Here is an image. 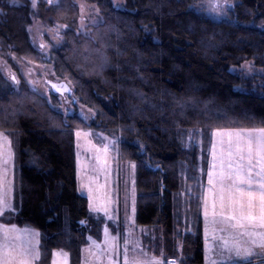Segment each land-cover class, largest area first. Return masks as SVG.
Returning a JSON list of instances; mask_svg holds the SVG:
<instances>
[{
    "label": "trees",
    "instance_id": "trees-1",
    "mask_svg": "<svg viewBox=\"0 0 264 264\" xmlns=\"http://www.w3.org/2000/svg\"><path fill=\"white\" fill-rule=\"evenodd\" d=\"M18 1L0 0V58L14 70L13 61L23 59L52 66L70 89L64 94L92 111V127L117 138L122 159L135 165V223L156 227L165 242L185 227L183 254L188 264H202L200 200L211 133L264 127V85L231 72L252 63L264 76V0H232L218 21L190 8L198 0H122V9L112 0H85L101 22L83 34L71 0L41 1L35 12L29 0ZM33 17L64 27L47 58L30 42ZM14 84L0 72V132L14 155V210L0 223L38 233L35 264H51L55 251L78 264L88 238H101V221L77 190L79 119L54 109L58 94L48 101L23 78Z\"/></svg>",
    "mask_w": 264,
    "mask_h": 264
},
{
    "label": "rangeland",
    "instance_id": "rangeland-1",
    "mask_svg": "<svg viewBox=\"0 0 264 264\" xmlns=\"http://www.w3.org/2000/svg\"><path fill=\"white\" fill-rule=\"evenodd\" d=\"M30 7L35 12L37 4L41 1L36 0V6L33 7L32 0ZM59 0H53L57 3ZM78 9L77 30L80 33H88L91 26L98 25L101 22V16L96 6L88 4L85 0H71ZM11 5H19L18 0H7ZM221 10L213 12L207 4V0H198L190 8L200 16L211 20L225 19L231 6L235 3L232 0H219ZM114 7L122 9V0H112ZM83 9V12H82ZM83 18V25L81 19ZM64 30L62 26L48 27L35 17L32 18L31 26L28 28V35L33 47L47 58V54L52 46L58 45L61 41V33ZM44 45V47H41ZM16 65L15 70L9 66L7 60L0 58L1 74L14 81L17 85L20 79H24L29 86L35 90L40 96L50 100L53 84H60V80L55 77L52 66L48 63H39L33 60L23 59L21 61H13ZM231 72L241 75L244 80L249 81L253 85H264L263 71L256 68L252 63H245L239 68H231ZM15 77L13 80L12 77ZM56 97L57 104L54 109L61 113L64 117H77L74 137V153H75V175L78 193L87 200L88 211L92 218L101 221L99 241L88 238L87 244L80 250V261L78 264H101V256L95 254L109 253L103 256V264H124V246L125 239L130 241L129 247L136 245L137 253L143 257L146 253L148 259L156 257L163 258L165 262L176 261V264H188L183 254L182 238L188 234L189 230L177 229V233L172 235L166 242L163 241V235L156 229L142 228L135 223V212L137 195L135 189V168L133 163L123 160L118 149V139L112 135H107L92 127L93 113L89 109L78 104L72 96L67 94ZM80 131L82 136L77 138L76 132ZM87 134V135H83ZM80 145L77 147V145ZM108 145V162L104 166L96 161V149H103ZM210 150V148H209ZM101 155H103L101 153ZM79 159V166L77 160ZM209 165V158H208ZM14 155L10 140L0 141V175L4 179L5 195L11 200L13 195V171ZM208 170V169H207ZM79 173V175H78ZM206 183V176L204 186ZM81 185H88L92 189V203L94 208L99 210H90L89 208V191L82 188ZM203 186V190H204ZM195 195V194H194ZM202 202V196L200 204ZM106 209V211H105ZM184 209L182 210V212ZM186 212L184 211L182 220L184 222ZM192 215V213H190ZM191 215L188 219L192 220ZM2 215H0L1 218ZM201 216V210H200ZM97 219V220H96ZM202 220V218H201ZM185 224V222H184ZM0 225H4L1 224ZM10 226V225H5ZM12 226V225H11ZM21 231H27L28 239L31 244L38 250L39 235L29 228H18ZM107 230V231H106ZM160 233V234H159ZM116 245V251L112 252L108 244ZM169 242V243H168ZM203 242V239H202ZM143 250V252L140 251ZM54 264H63L61 261L63 256L69 260L68 254L63 251H55ZM131 255V253H130ZM61 256V257H60ZM113 256L115 259L113 260ZM60 257V258H59ZM38 261L35 260V262ZM68 262V261H67ZM69 264V262H68ZM260 264V263H258Z\"/></svg>",
    "mask_w": 264,
    "mask_h": 264
},
{
    "label": "snow or ice",
    "instance_id": "snow-or-ice-1",
    "mask_svg": "<svg viewBox=\"0 0 264 264\" xmlns=\"http://www.w3.org/2000/svg\"><path fill=\"white\" fill-rule=\"evenodd\" d=\"M48 2L51 5L53 0ZM32 3L35 7L36 0H32ZM207 4L213 12L221 10L219 0H207ZM12 78L15 80L14 76ZM51 87L61 95L70 90L66 85L58 83ZM216 135L214 132L213 136ZM76 136L80 138L82 133L77 131ZM6 139L7 135L0 132V141ZM212 149L213 159L208 171L209 188L203 196L205 248L207 255V240L211 232L215 254L219 259L211 260L210 264H236L237 261H250L252 257L259 258L260 264H264V127L221 133L220 151L217 152L215 141ZM96 152L97 163L106 166L108 145L102 150L97 148ZM77 164L79 166V159ZM132 167L135 168V165ZM81 187L89 191L90 210H99L93 206L92 189L88 185ZM13 210L11 200L5 195L3 176L0 175V215ZM105 243L112 252L116 251L117 246L109 244L107 238ZM129 245L130 241L125 239L124 264H176V261L165 262L163 258L148 259L146 253L141 257L137 253V246ZM140 251L143 252L142 249ZM108 254L95 255L101 256L103 264V256ZM39 256L26 230L21 231L15 225H0V264H33ZM109 264H112V260H109Z\"/></svg>",
    "mask_w": 264,
    "mask_h": 264
},
{
    "label": "crops",
    "instance_id": "crops-1",
    "mask_svg": "<svg viewBox=\"0 0 264 264\" xmlns=\"http://www.w3.org/2000/svg\"><path fill=\"white\" fill-rule=\"evenodd\" d=\"M235 130H240V129H233V130H225V129H218V130H214L211 133V139H210V150H209V165H208V170L206 173V183L204 186V190L202 193V202H201V218H202V239H203V243H202V264H210V261L213 259H219V257L215 254V250H214V242L211 239V232H209V236H208V240H207V245H208V252L206 255V238H205V217H204V210H203V196L205 194V190H207L209 188L208 185V171H209V166L210 163L212 162V145L213 142L215 141L217 144V152L220 151V139H221V133H226L228 131H235ZM244 130H249V129H244ZM217 133L216 136H213V133ZM226 138V137H225ZM209 199H211V194L209 193ZM11 227V226H9ZM219 235V234H218ZM257 251H259V249H257ZM56 252H53L52 254V259H51V264H54V257H55ZM61 257V256H60ZM59 257V258H60ZM63 261H61L63 264H68L69 260H66L63 256L62 258ZM68 261V262H67ZM260 263V259L257 257H252L250 258V261H237L236 264H258Z\"/></svg>",
    "mask_w": 264,
    "mask_h": 264
},
{
    "label": "water",
    "instance_id": "water-1",
    "mask_svg": "<svg viewBox=\"0 0 264 264\" xmlns=\"http://www.w3.org/2000/svg\"><path fill=\"white\" fill-rule=\"evenodd\" d=\"M52 84H53V83H51L50 86H51ZM51 88H52V87H51ZM52 91L55 92V93L57 92V91H56L55 89H53V88H52ZM68 92H69V91L64 92V93H68ZM57 93H59V92H57Z\"/></svg>",
    "mask_w": 264,
    "mask_h": 264
}]
</instances>
